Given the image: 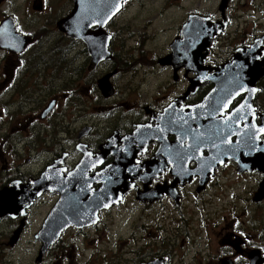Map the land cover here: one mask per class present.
Returning <instances> with one entry per match:
<instances>
[{
  "label": "flooded vegetation",
  "instance_id": "af4514ba",
  "mask_svg": "<svg viewBox=\"0 0 264 264\" xmlns=\"http://www.w3.org/2000/svg\"><path fill=\"white\" fill-rule=\"evenodd\" d=\"M187 38L198 66L171 61ZM249 51L264 62V0H0V264H264L263 169L202 162L194 118L129 136ZM234 89L216 118L249 105L234 125L264 143V73Z\"/></svg>",
  "mask_w": 264,
  "mask_h": 264
},
{
  "label": "water",
  "instance_id": "95a60500",
  "mask_svg": "<svg viewBox=\"0 0 264 264\" xmlns=\"http://www.w3.org/2000/svg\"><path fill=\"white\" fill-rule=\"evenodd\" d=\"M204 29H205V27H204ZM187 41H188V38L186 40H183V41H181V40L176 41L173 44V54L171 55V61L172 62H176L179 59H182V60H184L185 63L188 62L192 66L194 65L195 60H193V61L189 60V59L185 60L184 58L181 57L182 53L184 51H186V49L188 48V43H186ZM96 44H98V43L95 42V44H93V45H95V48H96ZM97 52H99V49L97 50ZM250 53H251L250 51L246 52V63H244V61H243V56L245 54H244V52H241V54H239L237 56V58L234 62L230 63L229 65H226L223 68H221V70L218 73L211 75V76H206L207 78L205 77L203 79V76L201 78V73L198 72L199 70L196 71L197 73H196V78H195V85H197L199 82H201L205 79H211L215 84L214 90L216 91V89L219 86L218 81L220 80V78L221 77H227L228 80L231 82H226L224 85L227 86V84H228V86H232V87L233 86H236V87L245 86L244 89L247 88L246 91L248 90L247 92L250 93V90H252V84L254 82V79L260 73H264V62H261V63L251 62V60L249 59ZM197 63L198 62H195V65ZM191 65H189V66H191ZM197 66H198V64H197ZM255 68H257L256 69L257 72H255L256 71V70H254ZM258 70H260V71L258 72ZM250 71H253V72H250ZM202 75H205V74L202 73ZM224 85H223V87H225ZM214 90L212 91L213 92L212 94L215 93ZM222 91H223V88L220 92H222ZM252 93H253V91L251 92V94ZM208 96L206 97V99L203 101V103L201 105H198L195 108H192V110H190V111H189V109L187 111L177 110L174 108V106H170V107L166 108L163 114H161V115L159 114L160 115V121H159L160 124L158 123L159 126L157 128H148V130H147L144 127H139L138 129H136L134 131V133L130 134L129 136L135 137L136 139H140V141H142L144 139V135L146 133H151V132L157 131L158 134H161L163 129L167 125L169 126V124H171V127H175V128H181V127H184L185 125L188 126V123H189V121H191V118H194V122L196 123V125L197 124H198V126L200 125V127L198 129H195L193 126L194 123H192L191 125L193 127L186 129V131L182 130L181 134L186 135V136H193L194 138H196V140H202L204 142V145H205V143L206 144L211 143V140H209V139L211 137H214V138H212V142H213L212 144L216 145L215 151L212 152V154L210 153V155L207 156L202 162H206L209 165H214V164L219 163V162H224L226 159H231V157L234 156V159L238 160L239 164L255 165V167H257L258 170H261V169L264 170V168H263V166H264V143H260L257 139V137H258L257 135L259 134V132L257 131L256 128H254L252 126L251 123H249L247 121L248 119H246V121H244L245 122L244 126L234 125L237 118H239L240 116L246 115V111L248 112L249 105L246 104V107L241 106V109L238 110L237 113L235 112V115H233L234 117L231 116V117H233V119L230 117L229 119L224 118V119L219 120L216 118V112L217 111L212 110V108H211L214 106L218 107V106H216V101L212 95H208ZM220 96L223 97V95H220ZM198 108H200V110H201V108H203V113H201L200 110H198ZM199 123H201V124H199ZM216 124L218 125L217 131L215 133H213V135L208 133L207 135L209 138H206L205 135H201L209 127H212ZM148 131H150V132H148ZM234 135L236 136V140L234 142H231L229 137L234 136ZM131 145L132 144H130V142L128 141L126 143V145L124 144L123 146L124 147L125 146L131 147ZM181 147L182 146L180 145V148ZM176 151H177V149H176ZM121 156L122 155H120V158H121ZM123 156H124V158L122 157V162H123L122 165H123V167H125V166L128 167L132 162L130 159V156L125 155V154ZM243 158H245L246 160ZM207 170L209 171V169H207ZM8 204H10V203H5L3 205L5 207H7Z\"/></svg>",
  "mask_w": 264,
  "mask_h": 264
},
{
  "label": "bare ground",
  "instance_id": "6f19581e",
  "mask_svg": "<svg viewBox=\"0 0 264 264\" xmlns=\"http://www.w3.org/2000/svg\"><path fill=\"white\" fill-rule=\"evenodd\" d=\"M251 52H254V51H251ZM250 57H251V58H256L257 56H254V55L251 56V53H250ZM184 59H187V58H184ZM256 69H257V68H255L254 70H256ZM250 72H253V71H250ZM226 82H231V81H229L227 77H221L220 80L218 81V84H224V83H226ZM215 96H218V91H217L216 93L213 94V98H214V99H215ZM211 108H212V110H215V111H216L219 107H215V106H214V107H211ZM198 110H200V108H198ZM200 112L203 113V108H201ZM166 143H167V142H161V144H160V148H161V149H165V148H168V149H169V148H170V149H174V148L177 147V146H172V147H171V146L167 145ZM119 160H120V159H119Z\"/></svg>",
  "mask_w": 264,
  "mask_h": 264
},
{
  "label": "rangeland",
  "instance_id": "374dc122",
  "mask_svg": "<svg viewBox=\"0 0 264 264\" xmlns=\"http://www.w3.org/2000/svg\"><path fill=\"white\" fill-rule=\"evenodd\" d=\"M145 77H147L148 79L150 78V76H145ZM145 80H144V76L142 77V78H139V82H144ZM155 81H156V79L155 78H151V80H150V82H148L144 87H143V89L141 90V92H145V90H148V91H150L151 90V88H152V86H153V84L155 83ZM120 82H121V80H120Z\"/></svg>",
  "mask_w": 264,
  "mask_h": 264
}]
</instances>
